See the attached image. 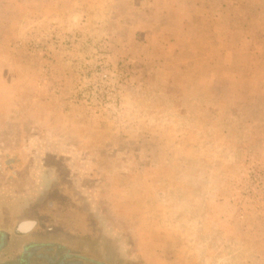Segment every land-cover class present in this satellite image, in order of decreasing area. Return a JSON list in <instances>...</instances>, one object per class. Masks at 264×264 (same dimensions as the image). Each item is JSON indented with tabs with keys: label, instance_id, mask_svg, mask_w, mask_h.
Segmentation results:
<instances>
[{
	"label": "rangeland",
	"instance_id": "obj_1",
	"mask_svg": "<svg viewBox=\"0 0 264 264\" xmlns=\"http://www.w3.org/2000/svg\"><path fill=\"white\" fill-rule=\"evenodd\" d=\"M0 230V264H264V0H0Z\"/></svg>",
	"mask_w": 264,
	"mask_h": 264
},
{
	"label": "crops",
	"instance_id": "obj_2",
	"mask_svg": "<svg viewBox=\"0 0 264 264\" xmlns=\"http://www.w3.org/2000/svg\"><path fill=\"white\" fill-rule=\"evenodd\" d=\"M35 220H30V223H31V228H30V230L28 231V233H30L31 235H30V237H31V243H30V246L33 244V245H35L34 244V241H35V239H36V236H38V232H40L39 231V229L37 228V227H35V222H34ZM29 223V220H25V221H20L19 222V226H23V227H28L29 225L28 224H30ZM25 225H28V226H25ZM16 228V227H15ZM14 229V228H13ZM13 229H9V230H7V233L8 234H11L12 236H14V237H16V238H20V237H22V235L21 234H18L17 232V230H18V228L17 229H15V230H13ZM0 231H2V230H0ZM17 233V234H16ZM2 234V233H1ZM27 234V233H26ZM0 236H2V235H0ZM3 238V237H2ZM16 238H14V239H11L10 241L11 242H13V243H11L10 245H9V243L10 242H6V245L4 246L3 245V241H1V243H0V260H12L13 259V256L12 255H15L14 253L16 252V243L14 242V241H18V239H16ZM7 239V238H6ZM21 240V239H20ZM7 246V247H6ZM5 249V251L3 252V250ZM2 253H4V255L6 254L7 256L6 257H2ZM34 253H33V256H29L28 257V259L26 258V256L24 257V254L22 255V257L20 258V260H33L34 259ZM41 259L42 260H49V258L48 257H41ZM2 264V263H1Z\"/></svg>",
	"mask_w": 264,
	"mask_h": 264
},
{
	"label": "flooded vegetation",
	"instance_id": "obj_3",
	"mask_svg": "<svg viewBox=\"0 0 264 264\" xmlns=\"http://www.w3.org/2000/svg\"><path fill=\"white\" fill-rule=\"evenodd\" d=\"M28 225H29V224H28ZM28 225H25V226H28ZM25 250H26V248H25ZM27 250H28V249H27ZM27 250H26V251H27ZM29 256H30V252L27 251V253H26V258L28 259ZM27 259H26V260H27ZM27 262H28V261H26V262L23 263V264H27ZM28 264H29V263H28Z\"/></svg>",
	"mask_w": 264,
	"mask_h": 264
}]
</instances>
